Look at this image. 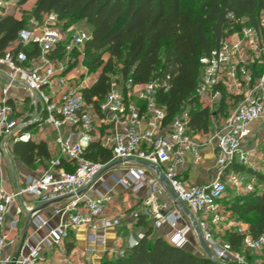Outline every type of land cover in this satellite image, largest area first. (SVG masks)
Listing matches in <instances>:
<instances>
[{
  "label": "built area",
  "instance_id": "obj_1",
  "mask_svg": "<svg viewBox=\"0 0 264 264\" xmlns=\"http://www.w3.org/2000/svg\"><path fill=\"white\" fill-rule=\"evenodd\" d=\"M5 7L6 2H0V8ZM4 14L0 10V16ZM55 23L57 16L50 14L42 25L32 22L31 29L18 33V41L23 45L38 46L37 62L27 65L23 52L16 56L6 52L0 58V65L8 69L7 84L0 89V264H71L77 252L75 248L68 251L66 244L78 229L86 232L80 258L87 264H100L106 254L125 256L144 234L128 243L126 250L109 247L108 234L119 226V220L105 217L106 208L118 190L135 194L144 188L147 196L142 201L143 215L152 226L168 228L166 240L173 247H187L194 233L210 251L211 256L204 252L205 256L220 264H244L243 251H264V235L253 238L240 233L244 235L242 251H235L229 243H220L212 237L208 225L217 224L218 217L213 213L216 203L226 193L227 184L245 183L244 174L227 168L233 163L248 165L245 147L252 135V125L264 122V73L254 80L245 57L250 51L264 52V45H259V34L243 26L239 33L199 58L200 74L194 96L200 102H206L211 111L218 107L227 90L242 98L221 125L210 127V140L216 146L215 178L204 185L186 186L178 176V168L188 153L195 162L199 161L200 147L189 134L187 109L165 123L166 112L157 104L156 95L168 86L156 76L142 85L131 86L128 80L127 98L123 85L111 80L109 92L98 104V117L107 127L108 135L102 145L110 149L112 158L101 163L84 157L93 139L96 115L81 97L82 86L69 84L65 71L72 50L82 48L91 34L77 30L63 39V33L52 27ZM260 25L264 30V10L260 13ZM59 44L63 47V58H51ZM18 83L24 87L32 105V111L20 118L14 116L7 100L9 89ZM54 88L60 92L57 99ZM130 95L143 108L132 102ZM46 127L55 132L53 143L59 156L51 158L46 169L21 175V183L14 171L15 190L9 191L11 181L6 171L12 168L6 142H27L32 139L33 129ZM60 159L71 170L61 167ZM114 161L125 166L124 172L101 191L106 174L117 164L107 171L104 168ZM144 163L149 164L153 175L141 167ZM245 189L252 191L253 186L246 183ZM167 191L171 193L169 202L159 196ZM194 215L200 218L194 219ZM11 233L16 236L10 237ZM98 252L103 255L96 262Z\"/></svg>",
  "mask_w": 264,
  "mask_h": 264
},
{
  "label": "trees",
  "instance_id": "obj_2",
  "mask_svg": "<svg viewBox=\"0 0 264 264\" xmlns=\"http://www.w3.org/2000/svg\"><path fill=\"white\" fill-rule=\"evenodd\" d=\"M8 1L21 7L29 0H0ZM262 10L264 0H36L29 19L32 27V22L42 25L48 15L55 14L57 23L65 25L68 21H83L90 27L91 37L82 47L85 64L90 70L101 68L95 82L81 88L80 94L85 105H91L96 115H99V102L109 92L115 63H119V77L115 79L123 85L126 98L130 85H142L154 76L159 77L168 86L166 91L161 89L156 95L157 104L165 109L166 122L187 109L190 130L206 133L213 120L225 117L223 112L227 105L224 93L215 111L202 106L194 96L200 74L199 58L217 49L222 41L239 33L243 26L253 28L261 38L260 47L263 46ZM30 27L25 18L17 19L13 14L0 16V58L6 52L13 56L23 52L27 56V65L37 62L38 46L32 43L23 45L18 41L19 31ZM76 49L71 52L65 74L77 64V50L81 48ZM63 56V47L59 44L51 58L62 59ZM104 56H107L105 61ZM248 66L253 79H258L264 73V52L252 53ZM128 80H131L130 85ZM130 100L143 108V104L131 95ZM11 152L18 162L33 171L46 169L52 158L45 142L32 140L14 142ZM84 157L101 163L112 158L110 149L95 138L88 144ZM60 160L61 167L71 170L64 159ZM243 166L233 163L227 171L244 174L254 184L259 183L258 189L253 188L245 195L241 205L243 214L255 217L247 233L258 238L264 235V174ZM138 224L144 227L141 220ZM151 234V229H147L125 256L106 254L100 264H217L205 255L189 252L187 247H173L167 240L152 238ZM243 236L231 232L223 242L229 243L235 251H242ZM66 247L68 251L73 248L72 235Z\"/></svg>",
  "mask_w": 264,
  "mask_h": 264
},
{
  "label": "crops",
  "instance_id": "obj_3",
  "mask_svg": "<svg viewBox=\"0 0 264 264\" xmlns=\"http://www.w3.org/2000/svg\"><path fill=\"white\" fill-rule=\"evenodd\" d=\"M36 1V0H35ZM34 1V3H35ZM29 2V1H28ZM27 2V3H28ZM26 3V4H27ZM33 3V4H34ZM23 5V6H26ZM15 5V3H13ZM22 6V7H23ZM5 14H11L8 12H5ZM17 18V17H15ZM17 19H20L19 17ZM255 51H250L247 53L248 60L247 63L249 65V59L251 57V54L254 53ZM7 67L0 65V89L7 84ZM70 72L65 74L67 78L69 77ZM69 80V79H68ZM96 79L93 80L95 82ZM69 84H72V82L69 80ZM73 85V84H72ZM83 87H87L88 85H84L82 83ZM82 87V88H83ZM54 93H55V99L59 97V90L54 88ZM225 97L228 96L229 99L225 98V104L227 105L226 111L223 112L225 117L222 119L225 120L229 114L233 111L235 106H233V102H239L241 100V96H235L231 94L228 90L224 92ZM134 97V96H133ZM135 98V97H134ZM7 100L11 103L14 111V116L15 117H23L27 114H29L32 110V105H31V100L27 92L25 91L24 87L21 84H17L13 87H11L8 91V96ZM232 102V104H231ZM229 103L230 107H229ZM217 109V108H216ZM215 109V110H216ZM95 113V112H94ZM96 115V114H95ZM220 116V115H219ZM219 118V117H218ZM94 124H95V131H94V136L93 139H100L104 140L107 135V127L101 123L100 118L98 115H96L94 118ZM224 122V121H223ZM168 123V122H165ZM264 126V122L260 123H255L252 125V135L248 139L246 143L245 150L247 151L248 154V166L251 165L254 162V150L255 147H253V138L259 128L261 126ZM99 128H103L104 130L101 131ZM98 129V130H97ZM189 134L191 138L199 144L200 150H199V156L200 159L199 161L195 162L194 157L188 153L185 156L184 163L178 168V176L181 179V181L186 185V186H193V185H204L210 181H212L215 176H216V171H217V164H216V146L215 142L211 141V134H212V129L210 128L208 132H197L193 130H189ZM32 135V141L35 143L38 142H45L50 150V153L52 155V158L58 157L59 152L55 148L54 145V138H55V132L52 128L46 127L43 130H36L33 129L31 131ZM43 135V136H41ZM6 146L8 147L9 150V160L10 164L13 158V162L15 163L18 173L16 174L19 175H26V174H36L40 172L41 170H29L25 166H23L20 162L16 160V158L12 155V146L13 143L11 141L6 142ZM121 165V164H119ZM141 165V164H140ZM113 170H109V173L106 174L105 178V183L100 187L101 191H104L109 185L114 183V180L118 175H121L124 172L125 166L118 167V164L115 165ZM144 166L147 168V172L150 175H153V170L150 169L147 165L142 164L141 167ZM11 168L13 169V166L11 165ZM147 196V189L144 188L140 190L137 193H130V192H123L118 190L112 199V201L115 200V202L118 203H123L124 205L129 206L126 212H116L112 214H108L105 212V217L109 218H116L119 220V226L116 227L115 229L111 230L108 234V246L109 247H114L115 245H122V244H128L131 243L133 240H137L138 237L142 234H145L147 229H151L152 234L151 237H161L163 239H167V234L169 232L168 228L165 226L162 227H154L152 226V223L149 222V220L143 215V204L142 201L143 199ZM160 198L166 202H169L171 199V193L169 191L167 192H161L159 194ZM111 201V202H112ZM113 211V210H112ZM200 218L199 215H194V219ZM139 220L144 223V227L139 225ZM86 232L84 229H78L73 231L72 233V240H73V248L76 249V254L73 255V258L78 259L79 264H87L85 260L80 258V253L83 250L85 246V237ZM191 237V235H190ZM196 242L199 243L198 238H196ZM191 241V240H190ZM197 243V244H198ZM200 244V243H199ZM201 245V244H200ZM117 247V246H115ZM103 253L98 252L95 255V260L96 262L99 261ZM72 258V259H73ZM73 259V261H75ZM74 264V263H73Z\"/></svg>",
  "mask_w": 264,
  "mask_h": 264
},
{
  "label": "rangeland",
  "instance_id": "obj_4",
  "mask_svg": "<svg viewBox=\"0 0 264 264\" xmlns=\"http://www.w3.org/2000/svg\"><path fill=\"white\" fill-rule=\"evenodd\" d=\"M35 0H29V2L26 4V6H21V7H16V4L13 5L14 2H6V7L3 9L5 12L13 14L15 17L19 18H25L28 20L29 27H30V15L31 11L33 8V3ZM32 26V24H31ZM56 30L61 31L60 28H62L64 31L61 32L64 35L63 39L69 35L70 33H74L77 30H86L90 31V27H88L85 22L83 21H68L65 25L63 23H55L53 26ZM31 28V27H30ZM77 50V49H76ZM78 51V61L76 65H73V68L70 70V74L68 79L72 82L73 85H92L93 80L97 79L98 74L100 73V68H97L95 70H90L85 64L84 60V49L81 48ZM246 59L248 60L247 54L245 55ZM107 56L103 57V61H105ZM121 68V65L119 63H115V73L112 76V79L118 78L119 77V70ZM224 98H228L224 97ZM229 104V103H227ZM232 104V102H231ZM238 102H233V106L236 107ZM202 106H206V102L202 103ZM230 107V104H229ZM211 111H215V108H212ZM212 121V119H211ZM223 119H216L213 120L210 127L213 126L214 124L221 125L223 123ZM43 136V135H41ZM253 147H255V154H254V162L251 165H244V169H250L253 170L257 173H262L264 174V126L262 125L257 133L255 134L253 138ZM11 165L13 166V169L11 171H6V175L9 179L11 188L9 191L15 190V182H14V175L13 172L16 171L18 173V169L13 162V158L11 161ZM118 167H121V165H118ZM20 178V183L23 182L21 180V175H19ZM250 183L254 189H258V182L257 186H254V182L250 180V177H246L245 183L243 185H236L235 183L229 182L227 185V192L223 196L222 200L218 201L217 207L214 210V213L218 217L217 224L210 223L209 229L212 237H214L216 240H218L220 243H225L223 242L225 240V237L228 233L231 232H237V233H247L248 226L251 222L254 220V215L253 214H243L242 210V199L245 197V195L249 192L245 189V184ZM29 204L32 203L31 201L28 202ZM19 205V203H16V205ZM36 204V203H35ZM129 206L124 205L123 203H118L112 201L107 205L106 212L108 214L116 213V212H126ZM113 210V211H112ZM24 219V216L22 217ZM16 233H11L10 237H15ZM190 244L187 246V250L189 252H192L196 255H205L204 254V249H202L201 245L196 242V236L194 233L191 234L190 237ZM198 243V244H197ZM117 246V247H115ZM113 248L114 249H127V244H120L115 245ZM243 260L244 264H262L264 261V251H243ZM115 256V255H114ZM76 258V257H75ZM75 258H73L75 260ZM71 260V264H79L78 259L75 261Z\"/></svg>",
  "mask_w": 264,
  "mask_h": 264
},
{
  "label": "water",
  "instance_id": "obj_5",
  "mask_svg": "<svg viewBox=\"0 0 264 264\" xmlns=\"http://www.w3.org/2000/svg\"><path fill=\"white\" fill-rule=\"evenodd\" d=\"M120 161H114V162H111L109 163L108 165H106V167L104 168V171H107L109 170L112 166H114L115 164L119 163ZM145 165L149 166L148 163H144ZM198 240H199V243L201 244L202 248L204 249V251L206 252V254L210 257L211 254H210V251L208 250V248L205 246V244L203 243V241L201 240V238L198 236ZM15 260V259H13ZM217 264H220V263H217Z\"/></svg>",
  "mask_w": 264,
  "mask_h": 264
}]
</instances>
